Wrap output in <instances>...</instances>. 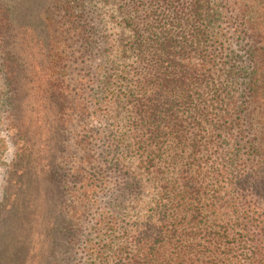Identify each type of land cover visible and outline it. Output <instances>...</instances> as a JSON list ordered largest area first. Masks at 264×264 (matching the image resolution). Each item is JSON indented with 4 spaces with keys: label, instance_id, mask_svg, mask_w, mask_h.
<instances>
[{
    "label": "trees",
    "instance_id": "trees-1",
    "mask_svg": "<svg viewBox=\"0 0 264 264\" xmlns=\"http://www.w3.org/2000/svg\"><path fill=\"white\" fill-rule=\"evenodd\" d=\"M103 3L105 20L94 0H49L29 83L0 7V116L21 142L16 165L39 142L35 166L51 181L43 155H55L66 122L104 121L77 136L75 206L52 228L50 264H264V3ZM112 16L129 32L125 47L105 32ZM222 103L233 107L225 133L212 117Z\"/></svg>",
    "mask_w": 264,
    "mask_h": 264
},
{
    "label": "rangeland",
    "instance_id": "rangeland-1",
    "mask_svg": "<svg viewBox=\"0 0 264 264\" xmlns=\"http://www.w3.org/2000/svg\"><path fill=\"white\" fill-rule=\"evenodd\" d=\"M94 1L103 19L108 18L111 10L107 11L108 7L103 3V0ZM213 1L206 0L208 9H212ZM245 2L251 5L264 3V0H245ZM1 6L7 8L13 17V24L9 27V36H11L9 48L15 51V55L21 61L23 81L29 83L31 76L28 70L35 75L39 74L37 69L32 68L34 61L39 57L37 54L39 47L34 39L40 38L39 31L43 26L41 13L49 8V0H0ZM104 26L105 32L111 35L121 47H125L129 40V32L119 24V19L112 16ZM30 30L34 34L35 38L33 39L29 38ZM86 63L95 65L96 61L92 58L87 59ZM106 72L107 74L111 73L110 70ZM73 74L72 70L67 76L70 78ZM99 79H102V75L99 76ZM116 79L121 81L117 76L113 77L112 81L116 83ZM99 83L94 84L93 88L97 92L96 95L102 97L99 92ZM115 86L117 90H120L118 85ZM227 96L225 95V101L229 98ZM205 97L209 96L205 94ZM231 97H235V94L233 93ZM221 106L223 109L218 110L215 104L212 109V117L223 124L224 128L221 129V132L225 133L233 107L223 103ZM113 107L116 105L110 106V109ZM101 108L103 110L104 106ZM0 111H2L1 106ZM112 114L115 115L113 119L116 128L121 125L124 112L115 108ZM5 116L6 114L0 116V133L3 134L0 135V264H50L57 245L56 233L53 234L52 228L54 230L62 225H67L68 223L65 224L64 221H70L69 215L75 206L69 191L77 186L72 177L79 157L75 143L77 136L93 125L104 124V121L90 119L84 114L80 119L71 117L66 122L62 134L55 135L56 144L53 151V153L56 151L55 155H43L46 158L50 157L49 160L47 159V163L51 167L49 169L54 170L53 179L50 181V178L42 173L41 168L35 166V164H42L43 149H38L39 142L31 140L30 142L33 143L30 156H24L21 162L16 165L17 155L19 156L18 147L21 146V142L18 144L13 142L12 134L5 126L7 119ZM229 137L232 136L229 134ZM29 159L31 162L26 165L29 169L27 170L25 163ZM126 163L134 168L135 161L133 159H126ZM29 165H34V169L29 168ZM83 168L89 170L86 166ZM17 176L22 179L24 185L16 187L15 177ZM150 196L144 197L141 206L144 207L149 203ZM101 197L106 199L103 194ZM57 249L59 251L60 246ZM46 250H51V252L47 253Z\"/></svg>",
    "mask_w": 264,
    "mask_h": 264
},
{
    "label": "clouds",
    "instance_id": "clouds-1",
    "mask_svg": "<svg viewBox=\"0 0 264 264\" xmlns=\"http://www.w3.org/2000/svg\"><path fill=\"white\" fill-rule=\"evenodd\" d=\"M0 135H3L2 133H0Z\"/></svg>",
    "mask_w": 264,
    "mask_h": 264
}]
</instances>
